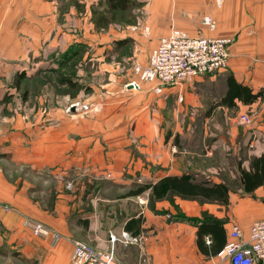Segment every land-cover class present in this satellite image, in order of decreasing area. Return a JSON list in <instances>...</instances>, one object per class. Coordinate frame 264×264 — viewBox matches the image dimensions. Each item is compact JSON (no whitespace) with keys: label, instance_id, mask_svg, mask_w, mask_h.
<instances>
[{"label":"crops","instance_id":"1","mask_svg":"<svg viewBox=\"0 0 264 264\" xmlns=\"http://www.w3.org/2000/svg\"><path fill=\"white\" fill-rule=\"evenodd\" d=\"M94 1L79 0L83 14L77 0H0V264H69L76 240L108 251L110 234L119 239L115 251L122 264H230L200 250L203 214L223 221L226 244L236 225L248 235L254 222L264 220V186L252 193L232 189L228 205L177 195L153 201L151 190L130 192L184 173L201 179L214 151L205 152L203 133L192 131L189 120L186 125L177 113L173 119L171 106L194 101L196 90L208 95L217 80L222 93L212 96V111L249 113L253 123L244 124L243 137L252 157L264 154V0H145L152 51L173 27L193 36L230 37L228 67L161 94L153 83L127 85L118 78L91 82L94 92L86 95L62 92L71 85L61 80L64 54V64L78 52L84 61H101L108 48L94 45L104 35L87 31ZM205 16L214 28L203 23ZM100 69L110 72L106 63ZM230 77L263 96L252 104L236 99L235 107L217 105ZM194 139L195 147L182 145ZM27 218L61 240L35 236L24 225ZM125 233L134 242H125Z\"/></svg>","mask_w":264,"mask_h":264},{"label":"rangeland","instance_id":"2","mask_svg":"<svg viewBox=\"0 0 264 264\" xmlns=\"http://www.w3.org/2000/svg\"><path fill=\"white\" fill-rule=\"evenodd\" d=\"M77 1L78 13L84 14L85 9L79 6V0ZM145 6V0H133V6L130 10L111 13L107 9L106 0L94 1L93 6L89 8L91 16L86 24L87 31L104 35L103 40L94 42V45L95 47L106 45L108 48L103 53L104 58H101V61L98 60L99 58H94L92 62L84 61V56L78 52L69 62L67 61V64H64L68 56V54H64L66 56L64 58L61 57V65L67 70L65 68L61 70V80H68L71 82V85H68V89L62 88V92H64L63 90L69 93L77 92L79 95L83 91V95H86L87 93L94 92V86L90 85L91 82L97 85L100 80L103 82L116 78L127 85L135 82H144L141 75L137 72V68H144L143 66L147 63L150 52H153L151 50L153 41L151 38L147 39L150 32H147L146 29H150V27L146 22L147 12ZM206 18H210L211 20V17L205 16L203 20L204 24H206ZM79 26L77 24V31L83 30L84 25L82 27ZM207 26L211 28L210 25ZM173 29L179 28L173 27ZM129 34L139 35V37L134 36L135 39H133L129 37ZM140 34L144 35L146 40H142L140 37L143 36ZM101 63H106L109 66V73L105 74L100 69ZM90 66H92L91 70ZM85 68L86 71L83 70ZM217 82L211 85L210 90H207L208 95L204 97L199 96L201 95V90H192L196 96L194 101L187 102L185 99L184 103L179 102L177 104L174 102L171 106L173 107L172 114L173 119L175 113H177L178 120H181V117L185 118L186 125L188 123L192 124V131L198 130L199 133H203L206 153L208 150L214 151V161L212 162L211 160L210 163L206 159V169L205 171H200L198 174L199 178L211 181L216 178V180L227 182L231 189L238 190L241 182L238 169L239 167L247 168L249 166L248 163L252 158L250 152L253 148L250 147V142L243 137L246 127L240 121L242 114L239 115V110H227L228 115L221 108L212 111L213 105L216 102L213 101L215 98H212V96L214 93H222L220 82ZM81 106L83 112L89 110V106L83 104ZM184 112L187 113L186 117L183 114L181 115ZM244 114H248L252 118L249 113ZM187 120H189L188 123ZM181 130H187V127L185 126L184 128L182 126ZM233 132H236L234 138H232ZM195 140L193 142H182V145L188 146V148L195 147ZM182 145L180 146L181 148H183Z\"/></svg>","mask_w":264,"mask_h":264},{"label":"built area","instance_id":"3","mask_svg":"<svg viewBox=\"0 0 264 264\" xmlns=\"http://www.w3.org/2000/svg\"><path fill=\"white\" fill-rule=\"evenodd\" d=\"M205 23L214 28L210 18ZM149 32L148 28L146 29ZM233 39L230 37H206L190 35L179 29H173L168 36L162 37L152 52L149 64L137 72L144 82L153 83L154 91L161 94L167 86H183L192 83L199 77L215 76L228 67L230 48ZM242 124L251 125L248 114L240 116ZM24 225L35 236L53 238L54 244L61 240V235L50 227L27 218ZM129 234H124V241L134 242ZM111 248L102 251L91 244L76 240L69 264H122L116 256L115 243L118 238L110 234ZM210 244V240H207ZM230 264H255L264 261V220L252 224L246 235L239 226H234L230 240L219 253Z\"/></svg>","mask_w":264,"mask_h":264},{"label":"trees","instance_id":"4","mask_svg":"<svg viewBox=\"0 0 264 264\" xmlns=\"http://www.w3.org/2000/svg\"><path fill=\"white\" fill-rule=\"evenodd\" d=\"M107 9L111 13L125 12L132 8V0H106ZM261 93L252 94V90L235 81L228 79V91L217 105L235 107L238 99L246 104L256 102ZM240 186L246 193H252L264 186V154L252 157L249 169L239 167ZM151 190V198L160 201L177 195L182 198L197 200L200 203H217L228 205L231 187L227 182L215 183L207 179H198L193 173H184L180 176H168L156 184H142L130 192V196L139 195ZM207 236L210 244L206 245L204 237ZM198 246L207 256H217L226 246V235L223 221L217 220L208 213H204L198 228Z\"/></svg>","mask_w":264,"mask_h":264}]
</instances>
